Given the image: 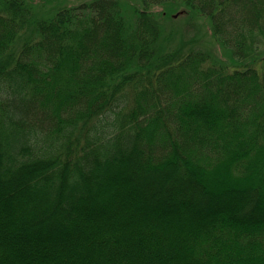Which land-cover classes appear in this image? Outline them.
Wrapping results in <instances>:
<instances>
[{"label": "trees", "instance_id": "trees-1", "mask_svg": "<svg viewBox=\"0 0 264 264\" xmlns=\"http://www.w3.org/2000/svg\"><path fill=\"white\" fill-rule=\"evenodd\" d=\"M38 3L0 0V264H264V0ZM157 6L233 66L136 35Z\"/></svg>", "mask_w": 264, "mask_h": 264}, {"label": "rangeland", "instance_id": "rangeland-1", "mask_svg": "<svg viewBox=\"0 0 264 264\" xmlns=\"http://www.w3.org/2000/svg\"><path fill=\"white\" fill-rule=\"evenodd\" d=\"M84 1L88 0H39V17L44 19L43 17L52 14L59 7H73L80 5ZM123 1L127 5L140 8L139 0ZM32 2L34 3V1ZM154 10L156 13L161 12V14H163L160 24H158L157 20L149 21V25L139 26L135 32L136 35L145 36L150 43H154L155 35L159 32L163 34L164 30L167 29L169 35V47L172 50L181 49L180 51L182 53L179 57L192 52L194 55L202 58L201 64L203 66H215L220 68L233 66L229 51L222 48L217 37L213 36L211 24L202 13L190 11V16L188 17L186 14H182L184 13V9L180 8L177 13L171 15L174 17V20H167L166 16L168 14L164 13V8L162 6H157ZM27 34H29V32ZM146 38L144 39L146 40ZM244 41L247 42V44L243 43L241 48L245 49L246 54H241L236 57V62L240 63L239 66L251 65L254 61L257 62V60H264V35L257 32L246 38ZM249 43L253 44V50L249 47ZM200 51L205 52L206 54L200 56ZM243 53L245 52L243 51ZM221 54L226 56L222 58L224 61H221L219 58V56L221 57ZM130 98H132V95ZM188 154H190V152Z\"/></svg>", "mask_w": 264, "mask_h": 264}]
</instances>
